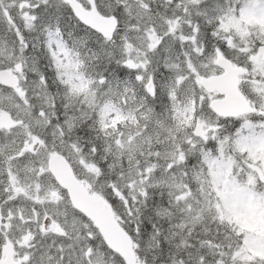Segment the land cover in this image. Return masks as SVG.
<instances>
[{"label": "snow or ice", "instance_id": "1", "mask_svg": "<svg viewBox=\"0 0 264 264\" xmlns=\"http://www.w3.org/2000/svg\"><path fill=\"white\" fill-rule=\"evenodd\" d=\"M0 264H264V0H0Z\"/></svg>", "mask_w": 264, "mask_h": 264}]
</instances>
